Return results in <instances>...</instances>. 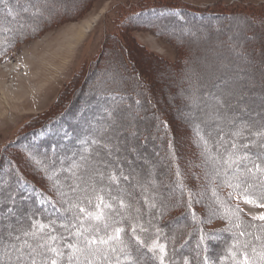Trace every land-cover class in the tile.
I'll list each match as a JSON object with an SVG mask.
<instances>
[{
	"label": "rangeland",
	"instance_id": "374dc122",
	"mask_svg": "<svg viewBox=\"0 0 264 264\" xmlns=\"http://www.w3.org/2000/svg\"><path fill=\"white\" fill-rule=\"evenodd\" d=\"M10 1L18 11L6 12L9 17L0 13V44L17 36L0 54V187L7 199L14 196L12 185L19 173L59 203L65 202V178L55 175L49 160L25 143L36 126L64 113L63 124L53 129L58 137L69 138L70 130L85 129L80 138L87 142L92 125L97 131L103 130L99 126L110 128L92 137L102 143L95 151L97 163L116 160L118 168L126 162L121 170L130 183L120 182L122 192L139 191L135 199L141 196L146 207L165 210L173 199L181 201L175 189L177 194H172L173 173L190 187L210 232L229 235L239 231V223L260 220L264 207L259 205L264 202L248 203L250 199L234 192L238 188L222 166V149L233 153L231 138L242 134L239 145L256 142L264 148V135H257L264 133V0ZM148 3L216 13L217 21L190 24L195 32L189 38V31L181 27L173 31L169 22L159 27L136 17V10ZM142 12L150 17L156 11ZM87 22L90 26L84 27ZM124 71L139 82H108L118 76L125 79ZM131 85L145 91L140 106L115 108L105 102L98 108L93 102L107 88ZM86 99L87 104L82 103ZM109 109L110 116H102L100 112ZM156 114L167 121L165 132L158 128L162 125ZM103 117H108L107 125L102 124ZM237 152L234 161L252 155ZM106 168L95 167L87 175L107 174ZM74 185L69 183L68 190L77 189ZM25 208L19 206L15 217L9 208L0 213V264L17 257L23 264L34 250L58 247L52 236L43 238L25 225L33 213ZM257 230L258 247L264 253V226ZM92 257L72 261L89 264L97 260Z\"/></svg>",
	"mask_w": 264,
	"mask_h": 264
},
{
	"label": "trees",
	"instance_id": "16d2710c",
	"mask_svg": "<svg viewBox=\"0 0 264 264\" xmlns=\"http://www.w3.org/2000/svg\"><path fill=\"white\" fill-rule=\"evenodd\" d=\"M13 8L18 11L17 5L10 0L0 2L1 15H7L6 12ZM148 8H152L156 12L150 17H143V14L140 13ZM136 11L139 12V15L135 14L136 17H141L143 21L147 19L146 22L156 26L161 27L162 23L169 22L173 31L179 27L186 29L189 31V38L190 34L195 32L190 30V24L203 25L217 21L215 20L216 13H206L204 10L179 7L170 3L159 5L148 3ZM154 28V31L158 32V28ZM15 39L17 36L6 37L4 43L0 44V54L7 50ZM180 41L186 42L184 38ZM128 71L122 73L126 76L125 79L118 76L115 80L108 82L115 84L119 80H131L133 85H136L139 79ZM133 85L123 88L113 86L107 88L105 92L97 95L93 102L97 103L96 107L98 108H103L105 102L107 105H114L115 108L129 107V105L140 106V100H144L141 95L145 96V91L135 88ZM256 99L262 100L261 98ZM123 100H126V104L120 105ZM87 101L86 99L82 103L87 104ZM93 102L91 105H94ZM109 111L110 109L100 113L102 116L106 114L110 116ZM152 112L153 110L150 113ZM63 114L52 116L41 126H36L26 136L29 137V140H26L25 143L28 149L34 150L39 156L44 155L49 160L51 168H56L55 175L65 178L63 183V186H67L65 202L59 203L49 196L41 186L19 173V175H15V183L12 185L13 198L7 199L6 195L2 194V187H0V213L9 208L11 216L15 217L19 212V206L26 207L23 211L29 206V210H33V213L30 218L26 219L25 225L29 229L34 228L35 233L43 238L55 237L56 245H58L56 249L62 253L57 256L42 247L43 250L41 248L34 250L32 258L27 259L23 264H33V261L35 264H52V260H56V264H78L72 260L76 258V261H81L82 258L91 259L92 256L97 260L90 261L91 264H264V253L258 247L260 238L256 237L259 234L257 228L264 226V220L253 219L239 224L236 222L238 224L236 228L238 227L239 231L229 235H225L223 232H210L206 229L203 208L196 206L190 187L182 182L178 171H176L177 176L171 174V178L176 183L175 187H173L174 185L171 187L172 194L179 193L184 200L181 198L178 203L173 199L174 201L170 205H166L168 208L165 210L156 209V206L155 208L146 207L141 196L137 201L135 199L136 194H140L139 191L137 193L130 191L133 193L132 195L122 192L120 182L130 183L126 171L121 170L126 162L121 163L123 165L118 168L115 167V165H119L116 160H111L109 165L97 163L95 151L102 146V143L94 144L93 141L97 139H92V137L103 132L108 133L110 128L99 126L103 130L97 131V125H92V131L88 129L86 133L92 135L87 142L80 138L82 134H85V129H78L79 132L70 130L69 138L58 137L56 136L57 132H53V129L63 124L65 117ZM154 117L162 125V128L158 127L160 130H164V132L168 130L167 121L160 118L158 114ZM107 118L103 117L101 119L103 123L102 121L101 123L107 125ZM95 121L98 120L95 119ZM39 132L44 133L42 137H38ZM244 137L243 134L238 138L232 136L231 143L235 145L233 153L238 151V154L242 152L252 153V155L246 154L245 157L234 161V154L223 148L222 150H225L223 157L225 158L222 166L226 169V173L229 175L227 176L236 183L238 192L234 191L235 193L256 203L264 202V172L248 171V169L254 168V164L264 167V148L257 145L256 142L253 144L252 142H242L239 145L238 140H242ZM160 145L161 142L157 144V146ZM256 153L261 154V158H258ZM95 167H107L106 169H110V171L107 174L105 171L102 173L103 175L97 177L88 176L87 173L94 171ZM176 168L175 170H177ZM230 171L236 173L231 174ZM112 176H115L116 179H111ZM69 183H74L77 189L71 190L69 187L70 190H68ZM14 200L17 201L15 206L12 205ZM135 204H139L138 207ZM228 209L232 210V206H228ZM41 225L45 227L41 228ZM117 229H120L118 234L116 233ZM109 236H113L114 239L108 240L106 244L99 243L101 239L107 240ZM86 238L97 242L91 247H86ZM240 238L245 239L242 242ZM161 246H163V251H161ZM101 248L105 251L103 255ZM80 249L83 251H79ZM86 252H92V254L88 256L85 254ZM19 260V257L11 259L13 264H19ZM11 261H9L10 264Z\"/></svg>",
	"mask_w": 264,
	"mask_h": 264
},
{
	"label": "snow or ice",
	"instance_id": "6c2138e0",
	"mask_svg": "<svg viewBox=\"0 0 264 264\" xmlns=\"http://www.w3.org/2000/svg\"><path fill=\"white\" fill-rule=\"evenodd\" d=\"M0 2H2V0H0ZM257 135H264V133H257ZM93 143H94V144H99L100 142H99L98 140H94ZM103 147L107 148V147H109V146H108V145H103ZM233 147H235V145H233ZM248 171H249V172H253V171H255V172H264V167H261L260 164H254V168H250V169H248ZM101 175H103V174H101ZM111 179L115 180L116 177H115V176H112ZM125 179H127V178H125ZM247 202H248V203L255 204V201H253V200H249V201H247ZM259 207H264V204L259 205ZM81 211H83V209H81ZM255 218H257V217H254V219H255ZM258 219H260V220H264V212H262V213L259 215ZM43 227H45V226H44V225H41V228H43ZM119 232H120V229H117V230H116V233L118 234ZM52 239H55V237H52ZM112 239H114V237H113V236H109V237L107 238V240H105V239H101V240L99 241V243H101V244H106V243L108 242V240H112ZM96 242H97V241H95V240H89V239L86 238V247H91V246H92L93 244H95ZM69 247H71V245H69ZM48 251H50V252H52V253H55L57 256L62 255V253L59 252L56 248H49ZM79 251H83V250L80 249ZM161 251H163V246H161ZM33 264H35V261H33ZM52 264H56V260H52Z\"/></svg>",
	"mask_w": 264,
	"mask_h": 264
},
{
	"label": "bare ground",
	"instance_id": "6f19581e",
	"mask_svg": "<svg viewBox=\"0 0 264 264\" xmlns=\"http://www.w3.org/2000/svg\"><path fill=\"white\" fill-rule=\"evenodd\" d=\"M89 26H90V24L87 22L86 25H85L84 27H89ZM82 33H83L82 30H79V31H78V35H79V36H80Z\"/></svg>",
	"mask_w": 264,
	"mask_h": 264
}]
</instances>
